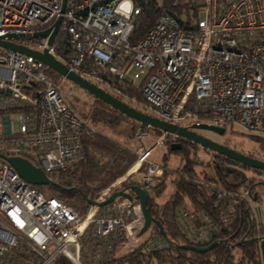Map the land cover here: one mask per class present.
Here are the masks:
<instances>
[{
  "label": "built area",
  "instance_id": "2783aa9c",
  "mask_svg": "<svg viewBox=\"0 0 264 264\" xmlns=\"http://www.w3.org/2000/svg\"><path fill=\"white\" fill-rule=\"evenodd\" d=\"M149 3L160 14L133 41ZM61 8L62 0H0V37L20 34L15 44H40L41 52L122 102H132L125 94L129 88L139 90L151 116L170 125L264 133V0H66L63 13ZM45 30L46 38L34 37ZM48 70L32 57L0 49V264H89L81 244L89 231L101 241L92 264L116 260L115 248L129 256L153 247L149 230L140 235L144 220L135 199L121 198L105 210L90 205L82 217L32 188L2 157L27 160L47 176L79 162L86 126L68 103L77 87L67 90L64 79L53 82ZM150 129L138 124L135 163L95 203L118 192L129 175L152 194L163 168L151 156L169 134L161 132L145 150L139 145ZM249 196L247 190L220 189L217 223L200 212L180 211L179 228L194 244L232 233L231 216Z\"/></svg>",
  "mask_w": 264,
  "mask_h": 264
},
{
  "label": "trees",
  "instance_id": "16d2710c",
  "mask_svg": "<svg viewBox=\"0 0 264 264\" xmlns=\"http://www.w3.org/2000/svg\"><path fill=\"white\" fill-rule=\"evenodd\" d=\"M159 14L160 8L155 4L149 3L144 7L133 32L132 40L136 41L143 37ZM47 74L55 83L63 79L50 70L47 71ZM125 94L130 100L134 98L133 100L136 99V102L145 104L139 90L129 88ZM90 97L93 99V103L88 107L85 103H80L76 96L68 99L71 109L84 121L86 126L81 138L82 154L79 162L65 173L48 175L52 182L51 185H30L40 192L47 190L48 197L55 198L75 209L82 217L86 216L90 206L89 202L122 177L137 158L134 152L97 132L94 127L103 125L116 136L134 139L138 123L92 96ZM124 103L130 106L129 102ZM150 130L151 134L161 136L159 130ZM175 139L178 141L175 136L168 135L163 140L162 145L166 146V152L160 162L163 175L152 194L148 195L147 200V209L152 218L160 224L165 236L151 224L148 230L152 236L153 247L146 245L120 261L111 260L109 264H149L154 260L156 264H262L260 242L264 241V217L261 216V222H259L257 212L253 210V206L257 204L253 202V197L256 193L259 195V189L263 190V186H260L259 183L264 180V173L244 167L208 150L204 151L212 154L213 159L203 166L207 171L197 173L196 166H202L203 163H198L191 158V150L198 146L182 144L181 150L174 151L171 147L176 144ZM256 141L264 150V141ZM184 146H189V148L186 149ZM168 154L180 158L181 165L178 169L171 170L168 167ZM247 173L256 174L259 178H250L246 175ZM167 181L171 186V192L168 198L161 203L159 198L167 189ZM133 186H137V183L126 182L119 191L133 195L131 191ZM220 189L234 192L247 190L250 196L247 202H243L240 208L237 207L231 216L232 233L220 234L219 232L215 239L209 243L194 244L181 232L177 214L180 211L200 212L208 216L213 223H217L220 216ZM135 202H137L136 199ZM109 206L101 209L105 210ZM239 229L240 231L237 232ZM234 233H236L235 236ZM158 244L161 245L160 248H157ZM210 245L214 246L206 253H197L182 248L183 246L206 248ZM61 262V260H57V263Z\"/></svg>",
  "mask_w": 264,
  "mask_h": 264
},
{
  "label": "water",
  "instance_id": "95a60500",
  "mask_svg": "<svg viewBox=\"0 0 264 264\" xmlns=\"http://www.w3.org/2000/svg\"><path fill=\"white\" fill-rule=\"evenodd\" d=\"M65 3L66 0H62L61 13L64 12ZM60 22H61V17H58L53 24V31L48 39V46L52 45L58 27L60 25ZM48 34H49V30H45L43 32L35 33L34 37L46 38ZM20 37H21L20 34H7L4 37H0V49L9 50L12 52L20 53L25 56L32 57L36 61H39L44 66H46L50 71L62 77L64 80L68 81L69 83L76 86L80 90L86 92L88 95L92 96L96 100H99L104 104L108 105L118 113L137 122L143 128L147 127L154 130H159L162 133L167 132L169 135L189 141L193 144L200 146L204 150H208L219 156H223L244 167L264 173V162L253 159L224 144H220L218 142L212 141L196 133L197 131H206L215 134L219 137H224L225 131L223 129H219L207 124H193L189 128H182V127L170 125L162 120H159L156 117L145 114L131 106H128L126 103L113 97L103 89L97 87L96 85L88 82L82 77L69 71L66 66H64L59 61H57L52 56H50L47 50H44L43 52H37L30 50L27 47L15 44L13 41L17 40ZM171 149L174 151H179L180 146L173 145ZM2 157L15 169V171L18 173L21 179L25 181L27 184L32 186H46L52 184V182L49 180L47 175H45L40 169L30 164L27 160L18 157H5V156ZM259 185L264 186V182L259 183ZM131 191L133 192V195L129 193H125L124 191H118L112 193L102 203L98 204L95 203L94 201H90L89 205L102 208L112 204L116 199L119 198H126L129 200L136 199L140 204V208L144 220L143 227L140 231V235L144 234L149 229L150 225L153 224L159 229L160 233L163 236H165L162 227L156 220L152 218L150 212L147 209V200H148L147 194L138 186H133L131 188ZM256 201H257V194H254L253 202L255 203ZM256 212H257L258 220L259 222H261V213L259 207L256 208ZM213 246L214 245H210L206 248L183 246L182 248L197 253H206L209 252ZM260 249H261L262 264H264V242H260Z\"/></svg>",
  "mask_w": 264,
  "mask_h": 264
},
{
  "label": "rangeland",
  "instance_id": "374dc122",
  "mask_svg": "<svg viewBox=\"0 0 264 264\" xmlns=\"http://www.w3.org/2000/svg\"><path fill=\"white\" fill-rule=\"evenodd\" d=\"M26 46L27 48H29L30 50H33V51H37V52H41V49H40V44H37V43H34V44H30V43H26ZM64 87L67 88V90L69 89H73V86L71 83H66L64 85ZM100 88H103L104 90L110 92L109 90L105 89L103 86H99ZM77 97L79 102L80 103H85L86 106H90L92 105L93 103V99L84 91L80 90L79 88L77 89H74V95H69L70 98L72 97ZM141 96V94H140ZM68 97V99H69ZM74 99V98H73ZM134 99V98H133ZM132 99V102L130 101H125L124 102H129V105L143 113H147L148 115H152L154 114L153 111L146 105V104H141L139 102H136V99L133 100ZM12 120H13V128L14 130H18L19 128V124L16 120V117H12ZM95 130L99 133H101L102 135L106 136L107 138L111 139L112 141L116 142L117 144H119L120 146L132 151V152H135L136 150V143L133 142L134 139H128L126 137H119V136H116L112 131H110L108 128H106L105 126L103 125H98L96 127H94ZM205 135L207 137H209L208 139L212 140V141H215V142H225L227 143V145H229L230 148L236 150V151H239V152H242V153H245L247 155H250V156H253V157H257L259 159H262L264 161V150L261 149L260 147V143L257 142L256 140H263L264 141V133H261V134H248V133H245V132H242L241 130L239 129H232V130H227L225 132V135L224 137H218L212 133H209V132H205ZM158 136L157 135H153L151 134V136L147 139H144L142 141V145H139V146H142L145 150L150 148L157 140ZM185 147V146H184ZM186 149L189 148V146H186L185 147ZM166 152V146L165 145H162L160 147H158L155 152L152 154L151 156V160L155 163H158L160 164L161 162V158L163 157V154ZM191 155L193 159H195L198 163L202 162L203 165L202 166H196V172L197 173H200L204 170L207 171L206 168H204L203 166L206 165L208 162L212 161L213 159V155L204 151V149H201L200 147H195L194 149L191 150ZM168 167L171 169V170H176L180 167L181 165V161H180V158L176 155H171V154H168ZM163 159V158H162ZM135 163V162H134ZM133 163V164H134ZM132 167V166H131ZM130 167V168H131ZM129 168V169H130ZM128 169V170H129ZM135 169L132 168L130 173H133ZM128 172V171H127ZM127 172L120 178H118L116 181H118L119 179L123 178ZM247 176H249L250 178L253 177V178H256L258 179L259 176L256 175V174H250V173H247L246 174ZM132 175H129L125 178V183L126 182H129V181H135V176H132ZM116 181H114L111 185L115 184ZM167 189L166 191L164 192V194L159 198V202L163 203L169 196V193L171 192V186L169 184V181H167ZM110 185V186H111ZM109 186V187H110ZM123 186V184H122ZM120 186V187H122ZM108 187V188H109ZM107 189V188H106ZM104 190H102L99 194H101ZM258 194H262V204L259 202L255 205V207L253 206V210L254 208H257V207H260V213H261V216L264 217V190H261L259 189L258 190ZM42 193L44 194L45 197H48V194L49 192L47 190H43ZM99 194L97 195V197L94 199L96 200L98 197H99ZM81 212V210H79ZM88 212V211H87ZM86 212V214H87ZM101 241L100 240H97L91 231H89L85 236L84 238L82 239V257L86 260L87 263L89 264H92L91 262H93V256H94V250L97 246H99ZM115 258L116 260L120 261L122 260L123 258L127 257V256H122L121 255V250L120 248H117L115 250ZM149 264H156V261H150Z\"/></svg>",
  "mask_w": 264,
  "mask_h": 264
},
{
  "label": "flooded vegetation",
  "instance_id": "af4514ba",
  "mask_svg": "<svg viewBox=\"0 0 264 264\" xmlns=\"http://www.w3.org/2000/svg\"><path fill=\"white\" fill-rule=\"evenodd\" d=\"M205 132L206 131H197L196 133L197 134H199V135H201V136H203V137H205V138H209V137H207L206 135H205ZM210 133V132H209ZM215 135V134H214ZM217 136V135H216ZM219 137V136H218ZM221 138V137H220ZM178 139V141L175 139V145H179L180 146V150H181V145L182 144H184V145H188V144H193V143H191V142H189V141H186V140H184V139H180V138H177ZM218 143H220V144H224V145H226V146H228L229 147V145H227V143H225V142H218ZM193 145H196V144H193ZM198 146V145H197ZM198 147H200V146H198ZM201 148V147H200ZM201 149H203V148H201ZM253 159H256V160H259V161H262V162H264L263 160H261V159H259V158H253ZM262 182H264V180L262 181ZM263 190H264V186H263ZM257 194V193H256ZM261 203L262 204V194H260V195H257V201H256V203ZM255 207V206H254ZM260 208V207H259ZM254 211H256V208H254ZM262 242H264V241H262ZM260 253H261V249H260Z\"/></svg>",
  "mask_w": 264,
  "mask_h": 264
},
{
  "label": "bare ground",
  "instance_id": "6f19581e",
  "mask_svg": "<svg viewBox=\"0 0 264 264\" xmlns=\"http://www.w3.org/2000/svg\"><path fill=\"white\" fill-rule=\"evenodd\" d=\"M133 168L136 169V168H137V165H135ZM134 171H135V170H134ZM134 171H133V172H134Z\"/></svg>",
  "mask_w": 264,
  "mask_h": 264
}]
</instances>
